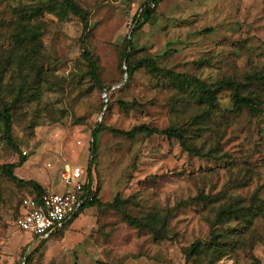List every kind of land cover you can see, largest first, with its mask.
<instances>
[{"label": "rangeland", "instance_id": "rangeland-1", "mask_svg": "<svg viewBox=\"0 0 264 264\" xmlns=\"http://www.w3.org/2000/svg\"><path fill=\"white\" fill-rule=\"evenodd\" d=\"M75 1L89 12L84 37L61 0H0V108L9 107L13 142L0 122V264H23L25 256L27 264H264V214L217 218L230 203L264 201V84L244 83L246 74L264 69V0H161L138 27L133 17L145 0ZM84 46L99 83L88 73ZM142 57L207 84L238 80L243 94L258 98L260 112L236 108L222 90L211 116L190 126L205 109L197 93L144 68L128 76L126 61ZM139 124L183 127L188 143L211 155H196L174 137L107 130ZM22 156L14 174L57 192L64 190L63 162L85 167L92 156L101 204L44 240L18 230L20 200L32 189L1 167ZM197 195L203 199L193 200ZM116 196L127 200L128 215L166 218L160 236L104 207ZM196 241L199 250L191 253Z\"/></svg>", "mask_w": 264, "mask_h": 264}, {"label": "trees", "instance_id": "trees-1", "mask_svg": "<svg viewBox=\"0 0 264 264\" xmlns=\"http://www.w3.org/2000/svg\"><path fill=\"white\" fill-rule=\"evenodd\" d=\"M61 2L65 5V7L75 16H77L80 19V22L82 24V37L86 35V33L89 30V12L81 7L75 0H61ZM148 0L143 2L142 5L144 6L147 4ZM36 8L31 9L30 11H27L29 16H32L36 12ZM152 9H143L142 12L136 13L133 17V25L134 27L140 26L143 21L147 20L149 15L151 14ZM133 48L132 46V41L130 38L126 41L125 45V58L128 55L129 51ZM83 57L84 60L86 61L88 65V73L91 77V79L99 83L98 76H97V63L96 60L92 57L90 51L87 49L86 46H84L83 50ZM144 68L147 72H149L152 75L155 76H160V77H169L171 79H178L179 81L183 82L186 85L192 86L194 91L197 93L196 99L199 103L205 105V109L195 116L191 122H189V125H193L195 121L199 117H210L213 110L217 106V94L222 91V90H229L230 95H231V101L233 105L236 108H246L249 112L252 114H256L260 112L259 108V100L257 97L252 96L251 94H243L241 92V87L244 83H249V82H254L257 84H264V69L253 72L250 74H246L244 77V83L232 79V78H222L216 82L207 84L200 80L199 78L186 74V73H178L170 69H162L159 68L156 64V60L153 57H142L140 59H137L133 62H128L126 61V69L125 73L128 76H131L134 71L137 69ZM0 122L3 125V133L6 142L13 146L12 142V136H11V114L8 106H3L0 108ZM103 129L100 125L96 126L92 130V144H91V152L94 153L96 149V138L98 132ZM108 131H111L116 134L124 135L127 137H134L138 133H143L145 135H153V134H160V135H165L167 137H174L176 138L180 145L187 150H190L194 152L196 155H211V150H207L206 152H202L200 148L191 146L188 141H187V136H186V129L183 127H178V126H169L163 129H158L156 127L148 126L147 124H139V125H134L128 130H122V129H116V128H107ZM25 161L24 156L20 157L17 162L14 163H8L4 164L1 167L2 173L7 176L10 179L16 180L20 183H26L31 186V193H35L36 195L41 194L44 191V188L38 184L37 182L33 180H28L24 181L21 178H18L13 170L16 167H19L23 164ZM88 171H89V179L90 182L87 186L89 189L90 186L92 185V173H91V168H92V156L90 157V160L88 161L87 165ZM94 194V199L88 203L85 204L81 207V209L73 216V218L68 222V224L72 223V221L81 213V211L90 205L93 204H101L98 201V188L97 186L95 187V190L92 192ZM197 199H203L202 195H197L196 197L193 198V200ZM127 200L122 199L119 196H116L113 201L105 203L104 207L109 208V209H114L116 211H119L123 213V218L128 221L131 225L135 226L138 229H146L154 234V236H160V234L163 232L165 229L166 225V218L160 219L157 214H150L147 218V220H143L141 218H137L131 215L126 214L123 212L122 208L126 204ZM219 220L223 219V217H235V218H243L246 220H249L259 214H264V201L262 203H257L254 200L249 202L245 206L238 205L237 203H230L226 206H222L220 211H219ZM161 220L160 227L157 228L154 226V223L159 222ZM67 224V225H68ZM62 230L55 234H60ZM54 234V235H55ZM36 237V236H34ZM218 237V234L213 231L212 232V241H215ZM38 238V237H36ZM44 240V239H41ZM199 245L200 242L196 241L191 244L190 246V252L195 253L199 250ZM30 260L29 256L24 257L23 264H27ZM98 264H113L109 263L106 261H97Z\"/></svg>", "mask_w": 264, "mask_h": 264}, {"label": "built area", "instance_id": "built-area-1", "mask_svg": "<svg viewBox=\"0 0 264 264\" xmlns=\"http://www.w3.org/2000/svg\"><path fill=\"white\" fill-rule=\"evenodd\" d=\"M159 1L161 0H148L144 6L142 2L137 6L136 13L142 12L143 9L153 10ZM58 182L64 187L62 192L44 188L41 194L30 193L21 198L14 219L18 230L39 239H47L67 226L81 207L94 199L92 192L96 185L92 182L90 188H87L90 182L87 166L63 162Z\"/></svg>", "mask_w": 264, "mask_h": 264}]
</instances>
